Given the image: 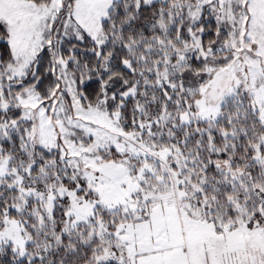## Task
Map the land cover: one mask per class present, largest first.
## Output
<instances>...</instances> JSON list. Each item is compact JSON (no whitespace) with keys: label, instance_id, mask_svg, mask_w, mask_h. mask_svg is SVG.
Wrapping results in <instances>:
<instances>
[{"label":"snow or ice","instance_id":"obj_1","mask_svg":"<svg viewBox=\"0 0 264 264\" xmlns=\"http://www.w3.org/2000/svg\"><path fill=\"white\" fill-rule=\"evenodd\" d=\"M0 264H264V0H0Z\"/></svg>","mask_w":264,"mask_h":264}]
</instances>
